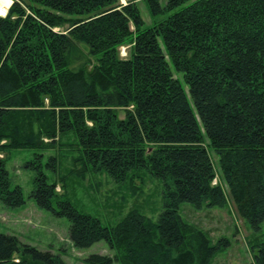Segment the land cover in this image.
I'll list each match as a JSON object with an SVG mask.
<instances>
[{"label":"trees","instance_id":"16d2710c","mask_svg":"<svg viewBox=\"0 0 264 264\" xmlns=\"http://www.w3.org/2000/svg\"><path fill=\"white\" fill-rule=\"evenodd\" d=\"M147 1L152 15L181 9L145 29L134 1L13 0L0 16V202L26 203L6 168L11 150L44 151L73 133L82 175L124 183L146 169L165 184L157 220L131 209L108 227L62 200L36 155V204L69 220L76 248L115 251L86 264H211L221 247L182 204L223 208L224 183L249 227L264 223V0ZM252 251L264 264V241ZM0 264L68 263L0 233Z\"/></svg>","mask_w":264,"mask_h":264},{"label":"rangeland","instance_id":"374dc122","mask_svg":"<svg viewBox=\"0 0 264 264\" xmlns=\"http://www.w3.org/2000/svg\"><path fill=\"white\" fill-rule=\"evenodd\" d=\"M2 1L3 4L9 2ZM130 1L136 2L141 11L143 29L167 19L181 9L152 15V6L147 0H121V3ZM167 1L160 0L159 6L162 10L165 9ZM120 53L122 57H126L129 54V46H122ZM121 117H124L123 112ZM60 139L58 145L44 151L15 149L8 153L6 168L12 187L22 188L26 203L22 207L12 208L0 202V233L16 236L22 249L25 245H30L40 251L59 255L68 264H86L85 260L93 254L114 257L115 251L106 241L84 249L74 246L69 237V220L59 217L51 210L41 209L32 197L36 187L37 170L29 167V164L35 161L36 155L42 154V171L50 183L57 182L58 196L62 200L70 201L79 211L97 217L108 227L115 226L131 209H137L157 220L165 209L164 181L154 177L146 169L139 172L140 178L134 181L129 179L124 183H116L107 173L82 175L81 165H75L74 162V159L80 156L76 136L70 133ZM210 156L220 175L219 157L212 150ZM52 158L56 159V165L51 163ZM216 181L220 182V178ZM223 187L228 197L225 207L204 206L197 209L191 203H184L180 214L186 222L195 224L207 232L212 244H219L221 247L211 264H255L252 244L257 238L264 241V223L259 231L249 227L239 215L224 183ZM53 205L58 209L56 199L53 200Z\"/></svg>","mask_w":264,"mask_h":264},{"label":"built area","instance_id":"2783aa9c","mask_svg":"<svg viewBox=\"0 0 264 264\" xmlns=\"http://www.w3.org/2000/svg\"><path fill=\"white\" fill-rule=\"evenodd\" d=\"M8 12H9V6H7V5H1L0 6V16L1 17H3V18L7 17ZM215 183H217L216 180H215Z\"/></svg>","mask_w":264,"mask_h":264},{"label":"bare ground","instance_id":"6f19581e","mask_svg":"<svg viewBox=\"0 0 264 264\" xmlns=\"http://www.w3.org/2000/svg\"><path fill=\"white\" fill-rule=\"evenodd\" d=\"M8 1H9V2H7L6 4H3V3L0 4V6H1V5H10V4H11V0H8Z\"/></svg>","mask_w":264,"mask_h":264}]
</instances>
